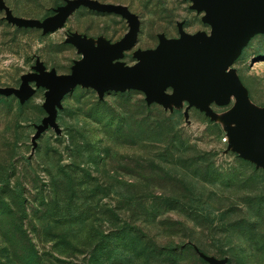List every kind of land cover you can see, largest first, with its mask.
I'll use <instances>...</instances> for the list:
<instances>
[{
  "label": "rangeland",
  "instance_id": "obj_1",
  "mask_svg": "<svg viewBox=\"0 0 264 264\" xmlns=\"http://www.w3.org/2000/svg\"><path fill=\"white\" fill-rule=\"evenodd\" d=\"M209 0H0V264H264V29L227 87L172 72L156 98L90 82L87 50L204 49ZM102 119L98 122V119Z\"/></svg>",
  "mask_w": 264,
  "mask_h": 264
},
{
  "label": "water",
  "instance_id": "obj_2",
  "mask_svg": "<svg viewBox=\"0 0 264 264\" xmlns=\"http://www.w3.org/2000/svg\"><path fill=\"white\" fill-rule=\"evenodd\" d=\"M209 3L214 8L211 17L216 24V37L204 49L194 48L191 40L186 38L183 51L177 53L164 42L156 52L144 58L142 66L127 73L110 68L107 62L129 46L130 41L87 50L83 58L84 69L76 75L60 77L59 84L90 82L102 93L144 85L147 95L156 98L162 81L170 73L180 71L199 75L210 73L213 88L220 87L225 83L221 71L234 59L244 39L252 32V26L258 23L264 29V0H209Z\"/></svg>",
  "mask_w": 264,
  "mask_h": 264
},
{
  "label": "trees",
  "instance_id": "obj_3",
  "mask_svg": "<svg viewBox=\"0 0 264 264\" xmlns=\"http://www.w3.org/2000/svg\"><path fill=\"white\" fill-rule=\"evenodd\" d=\"M111 92H113L114 93V95H122V96H127V98H130L131 97V95L133 94V90H125V91H117V92H115V91H110V92H105L104 94H106V93H111ZM102 121V119L100 118V119H98V122H101Z\"/></svg>",
  "mask_w": 264,
  "mask_h": 264
},
{
  "label": "bare ground",
  "instance_id": "obj_4",
  "mask_svg": "<svg viewBox=\"0 0 264 264\" xmlns=\"http://www.w3.org/2000/svg\"><path fill=\"white\" fill-rule=\"evenodd\" d=\"M259 28H261L260 27V25L258 24V23H256V24H254L253 26H252V29H251V31H254V30H257V29H259ZM248 38V37H247ZM165 42H167V41H165ZM174 48V47H173ZM225 66V65H224ZM224 66H223V68H224ZM223 72V70L221 71V73ZM223 74V73H222ZM224 76V75H223ZM208 77L211 79V75H210V73H208ZM226 86L228 87L229 85L228 84H226Z\"/></svg>",
  "mask_w": 264,
  "mask_h": 264
}]
</instances>
